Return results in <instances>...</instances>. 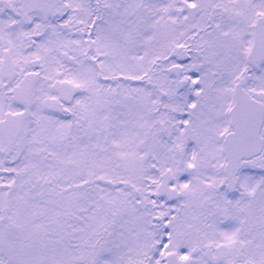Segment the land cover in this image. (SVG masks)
<instances>
[{
    "label": "snow or ice",
    "instance_id": "snow-or-ice-1",
    "mask_svg": "<svg viewBox=\"0 0 264 264\" xmlns=\"http://www.w3.org/2000/svg\"><path fill=\"white\" fill-rule=\"evenodd\" d=\"M0 264H264V0H0Z\"/></svg>",
    "mask_w": 264,
    "mask_h": 264
}]
</instances>
